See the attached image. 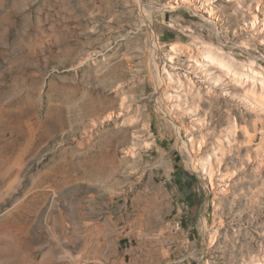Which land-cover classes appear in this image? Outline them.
<instances>
[{"label": "rangeland", "instance_id": "1", "mask_svg": "<svg viewBox=\"0 0 264 264\" xmlns=\"http://www.w3.org/2000/svg\"><path fill=\"white\" fill-rule=\"evenodd\" d=\"M175 1L0 0V264H264V0Z\"/></svg>", "mask_w": 264, "mask_h": 264}, {"label": "bare ground", "instance_id": "2", "mask_svg": "<svg viewBox=\"0 0 264 264\" xmlns=\"http://www.w3.org/2000/svg\"><path fill=\"white\" fill-rule=\"evenodd\" d=\"M197 3H198V5L200 6V10L199 11H201V12H203V13H205V14H207L210 18H216L217 17V12H216V6H214L213 4H214V2L212 1V0H195ZM189 3L190 5H194V0H177V1H175V3L176 4H178V5H180V4H184V3ZM257 11H259V17H261V21L260 20H258V16H257V14L256 13H254L253 12V15H252V18H253V20L257 23V24H259V29H260V27H263L264 28V4H259V2H257ZM262 6V8L261 7H259V6ZM177 6V5H176ZM215 7V8H214ZM254 24V23H253ZM256 24V25H257ZM258 26V25H257ZM256 26V27H257ZM175 49V48H174ZM193 52V51H192ZM196 54V53H195ZM197 55V54H196ZM194 60H195V62H198V63H200V64H202L201 62H205V64L207 63L208 65H210V66H212V65H216V66H219V68L221 69H227L226 70V73H231L232 72V69H231V67L230 66H228L229 64V62H224L217 54L215 55V53H213V52H211V51H207V50H204L203 51V53L201 54V55H197V57L195 58V57H193L192 55H190ZM172 57V56H171ZM172 59V58H171ZM212 67H214V66H212ZM234 71V70H233ZM225 73V72H224ZM232 74H233V72H232ZM234 74L235 75H238L237 73H235L234 72ZM240 75V74H239ZM235 77H237V76H235ZM240 83H242L241 81H240ZM252 87H253V89L255 88L254 87V84H252ZM243 94H244V96L245 97H251V98H254L257 102H259V103H261V104H263L264 103V96H261L260 94H255V91H253L251 88H243ZM242 128V130H243V132H244V134H246V133H248V131H247V129H246V127L245 126H242L241 127ZM185 129H187L186 127H185ZM203 138V137H202ZM203 142V141H202ZM246 161H249L248 159H245ZM241 167V166H240ZM212 172H213V170H211V168H209V170H208V173H209V181H210V183H211V185H213V182H212V179H213V175H212Z\"/></svg>", "mask_w": 264, "mask_h": 264}, {"label": "built area", "instance_id": "3", "mask_svg": "<svg viewBox=\"0 0 264 264\" xmlns=\"http://www.w3.org/2000/svg\"><path fill=\"white\" fill-rule=\"evenodd\" d=\"M176 229H178L179 228V223H174V225H173Z\"/></svg>", "mask_w": 264, "mask_h": 264}]
</instances>
